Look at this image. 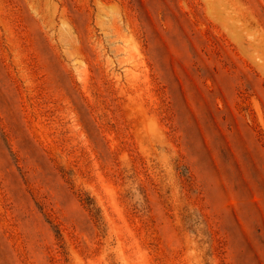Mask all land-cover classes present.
<instances>
[{
	"label": "rangeland",
	"instance_id": "obj_1",
	"mask_svg": "<svg viewBox=\"0 0 264 264\" xmlns=\"http://www.w3.org/2000/svg\"><path fill=\"white\" fill-rule=\"evenodd\" d=\"M0 264H264V0H0Z\"/></svg>",
	"mask_w": 264,
	"mask_h": 264
}]
</instances>
